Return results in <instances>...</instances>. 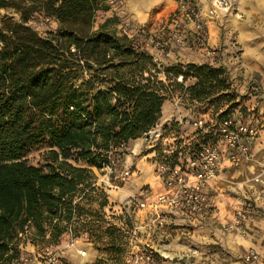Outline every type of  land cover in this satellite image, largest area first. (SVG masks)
I'll return each mask as SVG.
<instances>
[{
    "label": "trees",
    "instance_id": "16d2710c",
    "mask_svg": "<svg viewBox=\"0 0 264 264\" xmlns=\"http://www.w3.org/2000/svg\"><path fill=\"white\" fill-rule=\"evenodd\" d=\"M188 2L180 8L191 19L197 0ZM0 8L20 16V22L6 18L0 26V264H11L19 256L18 235L27 229L59 247L71 224L98 214L81 207L91 198L95 177L74 164L100 170L127 155L130 143L158 124L171 88L203 103L229 84L222 67L208 64L169 67L165 82L152 75L150 55L133 38L107 30L114 18L93 30L96 11L109 9L106 0H0ZM37 12L57 23L44 38L27 25ZM177 16L179 11L171 21ZM78 73L94 74L76 86ZM179 77L195 82L184 89ZM214 143L199 133L190 148ZM38 144L49 149L44 167L25 160ZM109 228L104 235L87 231V238L101 243L117 230Z\"/></svg>",
    "mask_w": 264,
    "mask_h": 264
},
{
    "label": "rangeland",
    "instance_id": "374dc122",
    "mask_svg": "<svg viewBox=\"0 0 264 264\" xmlns=\"http://www.w3.org/2000/svg\"><path fill=\"white\" fill-rule=\"evenodd\" d=\"M106 3L108 11L95 13L93 30H97L106 19L114 18L107 30L119 37L127 35L133 38L134 43L150 55L152 75L165 82L164 71L169 67L208 64L225 70L229 86L227 91L218 92L203 103L191 102L188 93L181 88H171L158 124L131 142L127 155L112 160L109 166L100 170L84 163L74 164L90 169L95 177L91 198L81 207L98 214L87 213L81 216L79 223L71 224L72 231H69L77 236L76 246L86 251V256L80 257L72 251L66 253L64 261L67 264H147L143 261L137 263L136 257L150 256L149 264H264L256 251L259 261L247 262L245 255L253 249L248 250L244 245L250 238L244 223L254 216L264 218V213L254 211L250 200L238 199L242 198V190L249 188L251 179H263L264 159L255 166L257 170L249 171L245 177L226 173L219 179L217 190L209 192L211 205L214 200L216 207L222 209V215L224 212L231 214V220L225 224L216 221L221 216L196 221L200 219V215H196V220L192 217L194 221L188 222L182 218L184 214L176 210L151 206L164 190L157 164L164 162V156H168V162L172 161L174 155L165 154V150L185 151L183 140L188 144L200 133L194 129V121L203 119L209 121L208 125H215L226 117H238L240 113L246 117L247 107L253 105L255 116H260L259 112L264 108V92H261L264 88V0L254 1V6H249L247 12L240 11L229 0H197L200 28L183 15L185 10L180 8L177 0H174L175 8L170 14L159 11L149 14L145 23L134 20L117 0H106ZM177 11L180 16L171 21L170 17ZM6 18L20 22V16L14 9L0 8V26ZM27 25L43 38L57 28L54 19L40 12L33 14ZM146 25H150L148 30L144 29ZM91 74L94 73H78L79 79L74 85L79 86ZM176 81L185 89L195 79L182 81L179 77ZM235 104L238 106L231 109ZM226 111L227 114L223 115ZM156 130H161L162 138L154 141L153 131ZM48 150L46 144H38L27 153L25 160L29 165L44 167ZM130 158L133 160L127 164ZM216 195L219 196L218 204ZM245 202L250 206H244ZM140 203L145 204L143 208ZM210 211L206 214H212ZM238 211L244 213L245 220L234 226V216ZM109 227L117 230L113 236H103L101 243L87 238V231L104 235ZM32 232L34 230L29 228L18 238V244L22 245L18 248L19 254L40 252L47 246L44 241L34 238ZM110 241L115 244L112 248Z\"/></svg>",
    "mask_w": 264,
    "mask_h": 264
},
{
    "label": "built area",
    "instance_id": "2783aa9c",
    "mask_svg": "<svg viewBox=\"0 0 264 264\" xmlns=\"http://www.w3.org/2000/svg\"><path fill=\"white\" fill-rule=\"evenodd\" d=\"M180 7L190 4L188 0H177ZM191 21L193 25L200 28L198 10L191 11ZM1 46V42H0ZM1 50V48H0ZM236 113L239 114L238 111ZM226 117L215 125H208L209 121L198 119L193 122L196 131L207 134L216 140L214 144H205L193 152L191 144L182 142L185 151H164L165 154H173L171 162L164 156V162L157 164L163 192L153 201V207H163L176 210L184 215L196 216L204 215L210 211L212 205L209 198V186L219 178V172L227 168H238L251 157V146L260 133V127L256 122L253 109L246 117ZM151 133V132H150ZM154 141L162 138L161 130L153 131ZM181 148V149H182ZM142 195V193L140 194ZM140 207L145 204L140 203ZM250 206L245 202L244 206ZM245 220L243 212L238 211L234 216V226L241 224ZM27 230L23 233L26 234ZM23 234H19L18 238ZM77 239L69 231V235L64 244L59 247L46 246L40 252L30 254H19L11 264H67L64 255L67 252H75L78 256H86V251L77 248ZM20 246V247H19ZM18 248H22L19 244ZM247 262L256 263L259 261L258 254L251 250L245 255ZM149 264L150 256L136 257V262Z\"/></svg>",
    "mask_w": 264,
    "mask_h": 264
},
{
    "label": "crops",
    "instance_id": "0c3cea01",
    "mask_svg": "<svg viewBox=\"0 0 264 264\" xmlns=\"http://www.w3.org/2000/svg\"><path fill=\"white\" fill-rule=\"evenodd\" d=\"M230 4L233 6H236L239 8L242 12H247V9L249 6H254V1L258 3V0H229ZM118 4H121L122 9L132 14V17L134 20H136L138 23H145L148 19L149 14L157 13L158 11L160 13L170 14L174 10V0H117ZM256 6V5H255ZM264 86V83H263ZM264 92V88L263 91ZM253 109V113L255 114V105L252 107H247L246 114H249V111ZM241 110V108L239 109ZM260 116L256 117V122L258 123V126L260 127V133L256 139H254L252 146H251V159L243 163L238 168H227L223 169L219 172V178L212 182L209 186L208 191L211 190H217L216 187L219 185V179L223 178L226 173H238L240 176L247 175L249 171L254 172V170H257L255 166L259 163L260 160L264 159V108L260 110ZM241 114V113H240ZM240 116V115H239ZM260 118V119H258ZM262 143V144H261ZM258 149V150H257ZM260 152H257V151ZM260 155V157H259ZM133 158H130L126 161L127 164H130L132 162ZM253 174V173H252ZM253 176V175H252ZM245 177V176H244ZM251 177V176H248ZM247 178V177H246ZM251 179V178H250ZM250 184H248V189L242 190V198H238L240 201H243L244 199L250 200L253 210L264 213V176L263 179L260 181V179L256 178L252 181L250 180ZM143 182V181H141ZM217 201V204L219 203V196H215V202ZM225 207V206H224ZM212 214L207 215L206 217H203L204 215H200V219L196 220L194 216L190 215H182L183 219L186 221H194L192 217L196 221H204L205 219L209 218H216V221L219 224H225L231 220V214L225 213L222 215V209L219 210V207H216L214 204V200L212 202V209L210 211ZM170 213H172L170 211ZM173 214V213H172ZM181 215V214H180ZM209 217V218H208ZM188 221V222H189ZM223 222V223H222ZM203 224V223H202ZM244 228L248 231L249 239L244 244L247 249H253L256 251L259 256H261V261H264V218H261L259 216H254L248 219L244 223ZM68 253V252H67ZM66 254L64 255V257ZM258 264H262V262H259Z\"/></svg>",
    "mask_w": 264,
    "mask_h": 264
}]
</instances>
